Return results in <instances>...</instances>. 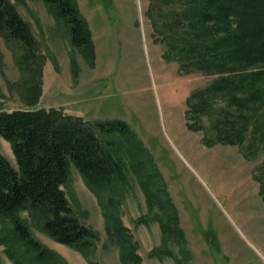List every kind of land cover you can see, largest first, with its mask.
Listing matches in <instances>:
<instances>
[{"label": "rangeland", "instance_id": "obj_1", "mask_svg": "<svg viewBox=\"0 0 264 264\" xmlns=\"http://www.w3.org/2000/svg\"><path fill=\"white\" fill-rule=\"evenodd\" d=\"M12 2L31 25L44 61L41 74L28 78L19 66L20 49L0 36V108H28L30 85L37 83L33 108L130 125L150 153L142 178L152 180L151 171L159 170L156 178L177 207L187 240L184 259L177 243L163 239L154 217L159 208L149 210L126 162L125 181L118 184L120 215L138 243L142 264H178L162 253L166 247L182 264H264V196L258 179L264 172V138L252 130L243 145H207L202 139L213 133L209 119L202 120L204 130L188 128L187 97L217 75L181 74L177 61H165V47L155 41L146 16L149 0H78L93 33L94 66L71 45L64 25L42 0ZM100 136L115 142L122 138L119 132ZM0 151L17 166L10 143L1 136ZM118 155L127 161L124 152ZM63 188L81 221L98 232L95 251L85 257L33 225L34 234L70 264H122L118 245L108 237L105 198L88 188L75 167ZM3 225L8 221L0 218ZM0 264H16L3 244Z\"/></svg>", "mask_w": 264, "mask_h": 264}, {"label": "trees", "instance_id": "obj_2", "mask_svg": "<svg viewBox=\"0 0 264 264\" xmlns=\"http://www.w3.org/2000/svg\"><path fill=\"white\" fill-rule=\"evenodd\" d=\"M42 1L64 25L71 45L94 66L93 33L78 0ZM146 16L155 41L165 47V61H177L181 74L217 75L187 97L188 128L204 130L202 120L209 119L213 133L202 139L207 145H243L252 130L264 138V0H149ZM0 36L20 49L19 66L28 78L41 74L40 42L12 0H0ZM30 89L33 100L28 108H0V136L10 143L17 164L0 151V218L8 221V226L0 227V245H5L7 255L16 264H70L39 240L33 225L85 257L95 251L98 232L81 221L63 188L75 167L88 188L105 198L107 233L119 247L121 263L142 264L138 243L120 215L118 184L125 181L127 162L149 210L159 208L154 217L163 239L177 243L185 259L187 240L177 207L156 178L159 170L151 171L152 180L142 178L150 153L130 125L123 120L90 122L57 109L33 108L39 86ZM116 132L122 136L119 142L100 136ZM258 179L264 196V172ZM162 253L182 264L171 249Z\"/></svg>", "mask_w": 264, "mask_h": 264}]
</instances>
